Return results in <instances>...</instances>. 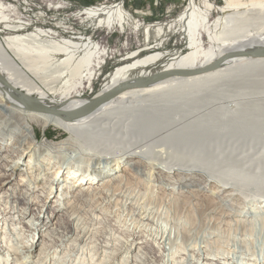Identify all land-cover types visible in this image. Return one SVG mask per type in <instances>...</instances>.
<instances>
[{"label": "bare ground", "instance_id": "obj_1", "mask_svg": "<svg viewBox=\"0 0 264 264\" xmlns=\"http://www.w3.org/2000/svg\"><path fill=\"white\" fill-rule=\"evenodd\" d=\"M15 1L0 0V221L31 222L28 237L49 224L58 247L73 237L52 264L113 250L96 264H264V0H226L214 18L211 0H188L147 23L122 1L85 6L96 28L142 35L89 97L108 52L30 29ZM51 125L62 138L39 140ZM25 241L5 264L33 262Z\"/></svg>", "mask_w": 264, "mask_h": 264}, {"label": "rangeland", "instance_id": "obj_2", "mask_svg": "<svg viewBox=\"0 0 264 264\" xmlns=\"http://www.w3.org/2000/svg\"><path fill=\"white\" fill-rule=\"evenodd\" d=\"M116 1L121 0H18L15 1V4L16 6L18 5L17 7L22 15L29 19L31 23L30 29L53 28L56 31L57 35L60 34V37L84 36L89 38V40L97 42L101 49H105V51L108 52L105 63L103 67L98 71V74L94 80V85L92 87L88 86L84 90L85 96L89 97L94 95L99 89L103 76L106 72H108L115 66V63L119 56L129 52L130 50L136 49L141 44L140 40L142 38V35L140 33H134L131 26L127 27L124 32L117 27H114L110 30L105 28H96L92 24V21H88L86 19L84 20L78 14L85 6L102 3H113ZM211 1L216 7V10L213 11L212 14V18H214L220 14L218 12V7L225 4L226 0ZM244 1L245 0H243V2ZM187 2L188 0H124V6L130 13H132L135 21L147 23L155 20L173 19L187 4ZM58 6L61 7L59 8ZM177 40L178 38L176 35L172 36L168 47L174 48ZM178 45V48L181 46L183 47L182 43H179ZM256 75L258 79H264L263 70L262 72L260 71L256 73ZM45 129H47L48 138L55 140H58L57 137L62 138V136H59L61 131L58 130L55 126L51 125L47 128L39 127V140H42L44 137H46ZM65 153L70 156V159H76L81 155V153L71 151H65ZM124 165L126 167V161L122 163V166ZM15 181H20V178L17 177ZM2 191L3 188L0 189V192ZM33 207L38 206L33 205ZM43 209V217L51 216L52 219H54L56 213L61 212L64 207L61 208L59 212H56L54 211L53 203H51V207H43ZM8 216L9 217H7L6 222L5 218L0 221V237H2V241L0 242V264H5V260L7 257L11 258L12 255L10 254L12 252H15L14 249L19 248L20 250H26L24 246L22 247V244L26 242L25 240H27L28 238L31 240L29 243L31 244L30 251L31 253L33 252L31 254L33 262L34 260L38 259L39 253H41V251H43L46 246L50 247L51 252H56L55 254L51 253V255L53 254L51 256V259L49 260L51 264L56 263V261H58L62 256H69V252L74 253L72 249H69L73 248V237L64 241L63 246L58 247V245L60 244V242L58 243V239H62V237L57 234L49 237L50 233H48L49 231L47 230L49 224L45 227H42L40 231H33V237L32 235L28 237L27 234L29 233V225L33 226V224L29 221H26L27 223L25 224L16 225L15 221L17 219V216L14 218V220H11L10 215ZM68 221V219H65V225H68ZM77 221H79V223L82 222L79 219H75V223H73L74 226L76 225ZM9 226L12 229L11 231H9ZM2 230H4L3 234H1ZM100 230V228L97 229L96 235L101 234ZM151 251L153 252V255L160 254L156 247H153ZM113 253L114 250L111 252V256L110 253L106 257L102 255L99 260L98 254L95 255L92 253L88 256L86 254H83L78 257L77 261H74V263L90 264L91 262H93V264H96L99 263L101 259L103 260L104 257L105 261L112 258ZM33 262H31V264ZM125 262H127L126 259H121L115 264H123ZM12 264H18V262H13ZM128 264L133 263L128 262Z\"/></svg>", "mask_w": 264, "mask_h": 264}, {"label": "water", "instance_id": "obj_3", "mask_svg": "<svg viewBox=\"0 0 264 264\" xmlns=\"http://www.w3.org/2000/svg\"><path fill=\"white\" fill-rule=\"evenodd\" d=\"M255 56H258V57H264V49H259L257 51H255L253 53ZM231 55H225L223 57H221L219 60H217L215 63H213L212 65L206 67L205 71H208V70H213L215 68H217L224 60H226L227 58H229ZM102 101V99L100 100H97L95 101L94 103H100Z\"/></svg>", "mask_w": 264, "mask_h": 264}, {"label": "built area", "instance_id": "obj_4", "mask_svg": "<svg viewBox=\"0 0 264 264\" xmlns=\"http://www.w3.org/2000/svg\"><path fill=\"white\" fill-rule=\"evenodd\" d=\"M121 1H123V3H124V0H121Z\"/></svg>", "mask_w": 264, "mask_h": 264}]
</instances>
